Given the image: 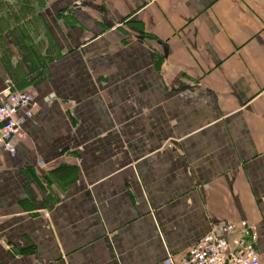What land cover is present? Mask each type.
Here are the masks:
<instances>
[{
    "label": "crops",
    "instance_id": "obj_1",
    "mask_svg": "<svg viewBox=\"0 0 264 264\" xmlns=\"http://www.w3.org/2000/svg\"><path fill=\"white\" fill-rule=\"evenodd\" d=\"M6 81L0 264H182L244 220L264 264V0H0Z\"/></svg>",
    "mask_w": 264,
    "mask_h": 264
},
{
    "label": "built area",
    "instance_id": "obj_2",
    "mask_svg": "<svg viewBox=\"0 0 264 264\" xmlns=\"http://www.w3.org/2000/svg\"><path fill=\"white\" fill-rule=\"evenodd\" d=\"M35 102L29 92L16 90L9 81L0 90V149L15 156V139L23 138L19 115L30 119ZM258 233L247 221L223 223L189 248L182 264H261Z\"/></svg>",
    "mask_w": 264,
    "mask_h": 264
},
{
    "label": "rangeland",
    "instance_id": "obj_3",
    "mask_svg": "<svg viewBox=\"0 0 264 264\" xmlns=\"http://www.w3.org/2000/svg\"><path fill=\"white\" fill-rule=\"evenodd\" d=\"M38 31H39V29H38V26H37V32ZM32 34H33V32H32ZM38 35H40L39 37H41V32H38L37 36ZM41 41H42V39H41ZM37 42L40 43L39 39H37ZM36 49H37L39 55H41L43 53V51L45 50L43 46H40V47H38ZM25 92H28V91H25Z\"/></svg>",
    "mask_w": 264,
    "mask_h": 264
}]
</instances>
